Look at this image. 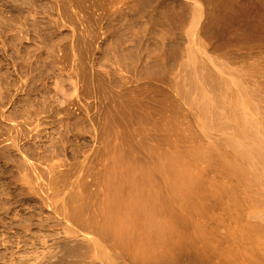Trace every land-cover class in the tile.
Here are the masks:
<instances>
[{
  "label": "bare ground",
  "instance_id": "obj_1",
  "mask_svg": "<svg viewBox=\"0 0 264 264\" xmlns=\"http://www.w3.org/2000/svg\"><path fill=\"white\" fill-rule=\"evenodd\" d=\"M228 2L222 20L215 17L218 13L214 15L213 8L211 14L216 20L207 14L204 25H200L201 15L192 13L198 7L189 10V16L190 12L194 16L189 18V58L180 90L186 103L183 120L179 116L182 121L177 117L175 122L171 104L154 109L141 102L137 92L133 98L135 90L128 98L122 91L120 94V86L116 90L119 93H113L116 87H109L112 92H108L109 104L104 111L107 136L113 128L109 123L119 118L118 124L132 144L125 142L127 137L117 136L106 142L118 162L113 155L110 159L119 166L123 164V173L121 170L113 174L116 176L99 180L100 185L93 189H99L102 196L98 210L105 221L101 225L116 232L137 231L142 244L164 248L160 252L168 254L171 264H264V0ZM26 63L31 66L32 61ZM28 73L12 81L15 97L26 91ZM28 97L25 102L31 109L32 99ZM124 142L126 149L129 145L137 155L135 160L130 154L129 158L120 156L121 162L116 157ZM0 161V219L4 225L0 264H45L48 247L43 233L44 209L59 208L48 195L43 171L21 149H0ZM31 228L37 229V235H32L35 231Z\"/></svg>",
  "mask_w": 264,
  "mask_h": 264
},
{
  "label": "rangeland",
  "instance_id": "obj_2",
  "mask_svg": "<svg viewBox=\"0 0 264 264\" xmlns=\"http://www.w3.org/2000/svg\"><path fill=\"white\" fill-rule=\"evenodd\" d=\"M209 1H212L211 5ZM209 1L0 0V149L25 151L28 160L41 167L48 195L59 208L58 211L50 210V207L44 209L46 222L43 233L48 247L45 264H171L168 254L160 252L164 250L161 247L163 242L160 244L162 249L158 251L157 245H153L154 249L151 243L142 244L137 231L123 229L116 232L101 225L105 221L98 210L102 196L99 189L96 192L93 189L100 185L99 180L120 173V166L123 165L113 162V159H117L112 150L106 147V142L110 137L114 141L115 136L127 137V143L130 140L118 124L119 118L109 123L113 124V128L107 136L104 111L109 104L108 92L116 87L113 93L122 91L128 98H136L137 92L140 101L154 109L171 104L175 122L183 120L186 103L180 90L183 89L189 58V20L196 14L201 15L200 25L207 23V14L213 21L221 19L229 4L228 0ZM196 6L203 12H198ZM213 8L214 15L218 13L216 18L212 15ZM207 9H210L209 13ZM189 10L194 15L190 12L189 16ZM25 36H28L27 39ZM75 42H78V48L71 50L76 46ZM37 44L39 47L41 44V47L45 46L44 49ZM78 49L82 50L81 53ZM25 63H31V66ZM24 72H29L26 83L30 85L27 83L26 91L15 97L10 86ZM32 77L36 80L38 77L42 84ZM124 81L129 82L130 86L126 82L123 85L121 82ZM31 84L41 85V88L32 87ZM36 87L38 91L34 90ZM26 96L32 99L31 109L25 102ZM44 98L48 103H44ZM25 109L30 111L26 113ZM114 125L119 127L115 129ZM116 130H121V134L118 135L119 131ZM125 144L123 150L126 149ZM128 144H132L131 141ZM123 150L115 154L120 162L122 155L125 158L136 155L130 151L129 145L126 152ZM106 162L119 168L114 170ZM2 164L0 161V166ZM108 169L115 173H108ZM102 189L104 191L103 186ZM2 219L8 222L5 217ZM2 221L0 219V234L4 229ZM31 230L35 231H31L33 236L37 235L36 228ZM19 233L22 235L24 231L20 230ZM2 250L0 246V254L4 252Z\"/></svg>",
  "mask_w": 264,
  "mask_h": 264
}]
</instances>
